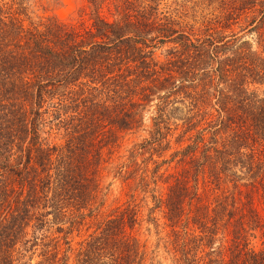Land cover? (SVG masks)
<instances>
[{
	"label": "trees",
	"instance_id": "trees-1",
	"mask_svg": "<svg viewBox=\"0 0 264 264\" xmlns=\"http://www.w3.org/2000/svg\"><path fill=\"white\" fill-rule=\"evenodd\" d=\"M202 3L187 21L85 0L63 21L0 0V264H164L138 191L172 264H264V0ZM105 170L132 197L107 210Z\"/></svg>",
	"mask_w": 264,
	"mask_h": 264
},
{
	"label": "rangeland",
	"instance_id": "rangeland-1",
	"mask_svg": "<svg viewBox=\"0 0 264 264\" xmlns=\"http://www.w3.org/2000/svg\"><path fill=\"white\" fill-rule=\"evenodd\" d=\"M157 2H160V11H165V13L174 16H180L187 21L192 18L202 21L209 11L208 6L202 3L203 0H157ZM84 3L85 0H38L35 12L41 15H54L60 20L70 21L79 18V11L84 6ZM42 5L46 7L45 12L41 8ZM160 51L161 50L158 52L160 53ZM152 114L153 112H146L145 126L142 127V129L124 135L121 139L120 147H118L112 155V163H109V166H114L122 161H128L129 149L136 142H140L144 137H148V130L151 125L150 116ZM138 159L141 160V157ZM166 167L167 166H164L163 169ZM171 170L173 171L174 169L172 168ZM103 175L102 185H109L108 201L104 210H107L110 205L117 201L132 199V197L130 198V196L127 195L128 185L123 179L114 177L113 172L110 173L107 170L104 171ZM135 198L140 206L143 218L145 219L141 227L137 230L138 238L149 252L154 250L155 254H158V261L164 264H172V255L165 246V242L168 240L169 227L164 225L162 213L158 211L155 213V216L160 218V226L156 227L155 224L147 221L148 209L153 205L151 194L148 193L145 195L143 192L138 191ZM262 212L264 214V210H262Z\"/></svg>",
	"mask_w": 264,
	"mask_h": 264
}]
</instances>
